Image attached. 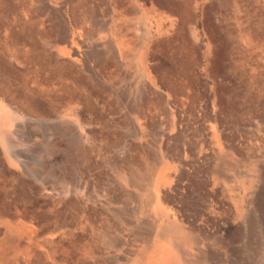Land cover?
Masks as SVG:
<instances>
[{
  "label": "rangeland",
  "instance_id": "obj_1",
  "mask_svg": "<svg viewBox=\"0 0 264 264\" xmlns=\"http://www.w3.org/2000/svg\"><path fill=\"white\" fill-rule=\"evenodd\" d=\"M262 213L264 0H0V264H264Z\"/></svg>",
  "mask_w": 264,
  "mask_h": 264
},
{
  "label": "bare ground",
  "instance_id": "obj_2",
  "mask_svg": "<svg viewBox=\"0 0 264 264\" xmlns=\"http://www.w3.org/2000/svg\"><path fill=\"white\" fill-rule=\"evenodd\" d=\"M262 218H263V222H264V214L262 213V216H261ZM172 228H174V227H172ZM263 229V231H262V233H264V228H262ZM254 231V230H253ZM179 232L180 233H182V231L179 229ZM252 232V231H251ZM250 237V236H249ZM248 248H246L245 249V251H247L248 252ZM256 250H258V247H256L255 248V252H257ZM242 251V250H241ZM254 253V250L253 249H251V254H253ZM247 254V253H246ZM256 254V253H255ZM251 257V256H250ZM239 258V257H238ZM247 258L245 257V255L244 256H241V258H240V260H238V262L236 263V264H249V262L251 261H247L246 260ZM246 262H248V263H246ZM252 264V263H251Z\"/></svg>",
  "mask_w": 264,
  "mask_h": 264
}]
</instances>
